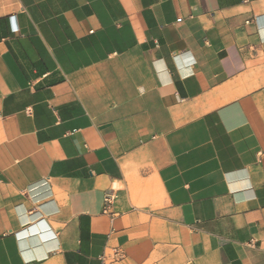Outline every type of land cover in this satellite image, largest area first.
<instances>
[{"label": "crops", "instance_id": "obj_1", "mask_svg": "<svg viewBox=\"0 0 264 264\" xmlns=\"http://www.w3.org/2000/svg\"><path fill=\"white\" fill-rule=\"evenodd\" d=\"M0 264H264V0H0Z\"/></svg>", "mask_w": 264, "mask_h": 264}, {"label": "built area", "instance_id": "obj_2", "mask_svg": "<svg viewBox=\"0 0 264 264\" xmlns=\"http://www.w3.org/2000/svg\"><path fill=\"white\" fill-rule=\"evenodd\" d=\"M115 198L116 197H115L114 193H110L107 195V197H106V203H107L106 211L111 205H113ZM125 256H126L125 252L120 248H114L108 255V257L110 258L112 263H116V262L124 259Z\"/></svg>", "mask_w": 264, "mask_h": 264}, {"label": "rangeland", "instance_id": "obj_3", "mask_svg": "<svg viewBox=\"0 0 264 264\" xmlns=\"http://www.w3.org/2000/svg\"><path fill=\"white\" fill-rule=\"evenodd\" d=\"M111 252V251H110Z\"/></svg>", "mask_w": 264, "mask_h": 264}]
</instances>
